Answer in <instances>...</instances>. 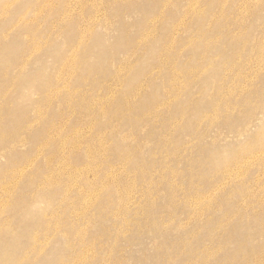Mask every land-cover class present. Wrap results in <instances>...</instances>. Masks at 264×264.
<instances>
[{"label": "rangeland", "instance_id": "1", "mask_svg": "<svg viewBox=\"0 0 264 264\" xmlns=\"http://www.w3.org/2000/svg\"><path fill=\"white\" fill-rule=\"evenodd\" d=\"M0 264H264V0H0Z\"/></svg>", "mask_w": 264, "mask_h": 264}]
</instances>
